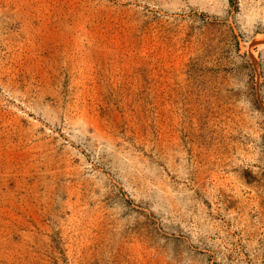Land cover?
Segmentation results:
<instances>
[{
    "label": "rangeland",
    "instance_id": "obj_1",
    "mask_svg": "<svg viewBox=\"0 0 264 264\" xmlns=\"http://www.w3.org/2000/svg\"><path fill=\"white\" fill-rule=\"evenodd\" d=\"M0 264H264V0H0Z\"/></svg>",
    "mask_w": 264,
    "mask_h": 264
}]
</instances>
